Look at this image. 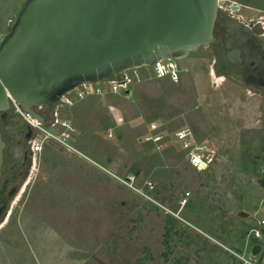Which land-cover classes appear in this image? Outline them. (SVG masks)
I'll use <instances>...</instances> for the list:
<instances>
[{"label":"rangeland","instance_id":"374dc122","mask_svg":"<svg viewBox=\"0 0 264 264\" xmlns=\"http://www.w3.org/2000/svg\"><path fill=\"white\" fill-rule=\"evenodd\" d=\"M231 1L264 27V0L219 3ZM21 2L0 0V39ZM203 54L189 52L194 68L177 82L142 68L127 93L85 96L70 105L76 116L60 107L71 144L98 166L53 143L33 154L0 229V264H54L43 227L67 254L59 264H238L242 253L264 263V238L250 233L264 217V97L204 70ZM150 121L166 134L161 148L139 138ZM181 127L214 151L205 169L174 142Z\"/></svg>","mask_w":264,"mask_h":264},{"label":"water","instance_id":"95a60500","mask_svg":"<svg viewBox=\"0 0 264 264\" xmlns=\"http://www.w3.org/2000/svg\"><path fill=\"white\" fill-rule=\"evenodd\" d=\"M218 0H22L0 39V119L10 98L44 121L82 82H101L213 40ZM5 140L0 130V176Z\"/></svg>","mask_w":264,"mask_h":264},{"label":"flooded vegetation","instance_id":"af4514ba","mask_svg":"<svg viewBox=\"0 0 264 264\" xmlns=\"http://www.w3.org/2000/svg\"><path fill=\"white\" fill-rule=\"evenodd\" d=\"M240 10L234 1L220 4L218 0L213 40L201 46L203 67L264 97V27L259 21L247 20ZM50 113L46 108L45 118ZM0 130L5 140L0 176L1 229L10 220L11 206L20 201L17 193L28 184V170L35 163L30 149L33 130L11 108L0 119Z\"/></svg>","mask_w":264,"mask_h":264},{"label":"built area","instance_id":"2783aa9c","mask_svg":"<svg viewBox=\"0 0 264 264\" xmlns=\"http://www.w3.org/2000/svg\"><path fill=\"white\" fill-rule=\"evenodd\" d=\"M150 68V75L153 77H167L173 82H177L181 76V66L177 58H163L154 61L150 65L128 69L107 80L101 82H82L72 90L60 97L56 106L51 110L50 116L45 118L44 105H36L35 110L44 114V121H39L29 112L23 110L20 105L10 98V108L33 130L30 149L32 153L38 154L45 145L53 143L66 150L76 151L71 144V136L75 130L67 118L59 117L58 109L62 106L69 107L76 101L85 98L88 95H105L111 93H127L130 87L135 83L144 80L142 68ZM146 130L140 135V140L151 142L156 148H161L165 133L160 125L154 121L145 124ZM105 134L111 138L114 134V128L108 127ZM173 140L178 143L181 150L184 151L188 164L200 171L205 169L215 157V153L204 143L196 142L192 132L188 127H181L173 132ZM129 181V178H126ZM184 200V199H183ZM250 233L255 237L264 238V217L257 219L256 223L250 229ZM238 264H259L258 261L247 256L245 253L236 254Z\"/></svg>","mask_w":264,"mask_h":264},{"label":"crops","instance_id":"0c3cea01","mask_svg":"<svg viewBox=\"0 0 264 264\" xmlns=\"http://www.w3.org/2000/svg\"><path fill=\"white\" fill-rule=\"evenodd\" d=\"M179 60H184V65H182L180 62V66H181V73L183 72V70H185L186 72H190V71H192L193 70V68H194V65H195V63H194V60H193V57H191V56H189V53H188V55L186 56V57H184V58H182V59H179ZM94 95H98V94H94ZM88 96H90V95H88ZM83 100V99H82ZM80 101L81 100H78V101H76L75 103H80ZM74 103V104H75ZM74 104L72 105V106H74ZM72 106H70V110L72 111V113H74V114H72V115H75V111H74V108H72ZM80 107V106H79ZM69 109H67V110H69ZM70 110L69 111H67L68 113L70 112ZM58 113H59V109H58ZM61 113V112H60ZM59 113V114H60ZM63 115V114H62ZM61 115V116H62ZM76 116V115H75ZM62 117H64V115L62 116ZM64 118H66V117H64ZM112 127V126H111ZM89 145L87 144V147H88ZM86 148V147H85ZM76 152L77 153H80L77 149H76ZM80 155H81V157H79L80 159H82V160H84L85 162H86V164H89L90 166H98L93 160H91L89 157H87L85 154H83V153H80ZM93 164V165H92ZM96 168V167H95ZM49 183V182H48ZM52 184V183H51ZM30 215V214H29ZM29 219L31 220V218L29 217ZM33 219V218H32ZM32 221V220H31ZM34 221H35V219H34ZM39 224V227H40V223H38ZM40 230V229H39ZM41 231H43V232H39V235H40V238L45 242V246H46V248H47V256H48V258L49 259H51L53 262H54V264H59L58 263V261H60V260H64L65 261V259H64V257L65 258H67L66 257V252H65V250H61L60 248L58 249V251L57 250H55V248H54V246H53V244L51 243V241L53 240L52 238H53V236H57L58 234L55 232V231H53V232H47L46 230H45V228L43 227L42 229H41ZM52 235V236H51ZM59 242L60 241H57V243H58V245H59ZM52 247V248H51ZM38 252H39V250H38ZM40 254V253H39ZM60 258V259H59Z\"/></svg>","mask_w":264,"mask_h":264},{"label":"trees","instance_id":"16d2710c","mask_svg":"<svg viewBox=\"0 0 264 264\" xmlns=\"http://www.w3.org/2000/svg\"><path fill=\"white\" fill-rule=\"evenodd\" d=\"M252 236H253V234H252ZM253 239H254V240H257L258 238L255 237V236H253ZM258 263H259V264H264V263H262V262H260V261H258Z\"/></svg>","mask_w":264,"mask_h":264}]
</instances>
